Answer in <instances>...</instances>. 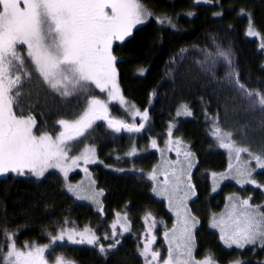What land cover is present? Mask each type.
<instances>
[{
	"label": "trees",
	"instance_id": "16d2710c",
	"mask_svg": "<svg viewBox=\"0 0 264 264\" xmlns=\"http://www.w3.org/2000/svg\"><path fill=\"white\" fill-rule=\"evenodd\" d=\"M139 2L152 15L145 16L144 23L112 47L117 86L127 108L108 102L94 85H88L87 92L70 87L73 94L62 96L34 71L25 76L22 70L16 86L21 91L18 102L25 115H32L42 132L58 134L62 126L57 122L77 118L93 96L108 104L109 119L136 127L144 124L140 132L129 133L115 132L107 121H97L82 137L69 142L68 150L74 153L80 146L91 147L108 167V171L93 169L103 191V211L68 194L56 172L40 178L3 173L0 245L13 240L18 248L49 246L51 237L66 228L88 227L99 238L109 231L110 212L128 208V219L135 223L131 233L120 237L115 245L101 238L90 247L53 243L45 255L51 259L50 264H54V257H63L71 264H143L138 257L143 246L138 219L144 210L153 211L151 183L145 176L158 163L150 143L169 132L187 143L196 158L192 176L196 191L191 203L199 223L194 237L195 257L210 255L219 264H264V247H252L236 255L235 249H224L218 234L209 229L210 217L224 208L225 200L219 195L220 206H214L218 197L210 192V179L199 175L201 171L220 172L230 164L229 151L215 139L216 128L228 141L227 134H231L230 142L237 147L264 155V105L259 102L264 95V51L260 47L264 43V0H209L204 5H192L190 0ZM249 25L257 33L252 38L247 35ZM24 48L20 46L22 55ZM221 52L227 55L221 56ZM15 74L13 70V78ZM237 81L244 85L245 92L237 87ZM145 110L147 121L136 115ZM254 176L259 185L253 191L256 203L264 210V171ZM163 214L168 217L165 210ZM100 245L106 249L104 254L98 251Z\"/></svg>",
	"mask_w": 264,
	"mask_h": 264
},
{
	"label": "snow or ice",
	"instance_id": "6c2138e0",
	"mask_svg": "<svg viewBox=\"0 0 264 264\" xmlns=\"http://www.w3.org/2000/svg\"><path fill=\"white\" fill-rule=\"evenodd\" d=\"M151 15L139 0H0V174H23L28 170L40 177L48 169L59 168L67 175L68 169L64 162L70 158L73 165L81 159L85 163L95 162L91 156L92 149H89L88 154L76 157H69L68 151L69 142L82 137L95 122L107 121L108 127L115 132L123 130L134 133L144 128L143 123L136 127L109 119L108 104L93 96L87 99L85 109L77 118L71 121L60 119L57 122L62 126L58 134L42 132L37 128L35 118L25 115L24 108L18 102L21 91L16 86L21 81L19 73L22 70L25 76H30L34 71L44 83L62 96L73 94L69 91L70 87L87 92L88 85H95L100 92H107L110 99L124 103V97L116 85L113 41L130 36L132 29L144 23L145 16ZM248 34H257L252 25H249ZM20 46H26L23 49L25 55L21 54ZM261 47L264 48V43ZM220 55L227 54L221 52ZM13 70L17 73L14 78ZM237 87L242 92L246 91L238 81ZM259 102L264 105V95H261ZM185 112L191 114L187 112L186 106ZM136 115L141 116L144 121L149 119L147 110L143 113L137 111ZM215 132L219 134L220 129L216 128ZM227 136L230 141L231 134ZM152 145L155 147L156 142L152 141ZM221 147L234 152L237 159L241 152H248L256 161V167L264 169V155L253 154L248 148L237 147L232 142H222ZM131 154L134 155L135 152ZM184 155L189 160L188 166L192 167V154L185 152ZM237 172L240 177L245 178L244 183L256 184L247 164ZM151 178L154 179L155 175ZM188 187L192 190L190 183ZM176 190L178 184L172 189L173 192ZM69 191L73 189L69 188ZM164 191L167 192L168 188ZM231 209L226 221L223 217L219 221L213 217L211 225L220 228V239L224 244L242 248L246 244L260 241L264 247V210H259V206L253 208L250 198L240 200L239 207L232 204ZM176 215L180 227L173 228L172 240L175 241L179 256L173 260L170 241L168 258L163 260V264H216L210 255L203 260L193 257L192 230L198 221L188 215L183 201L177 206ZM128 230V227L123 228L124 232ZM168 236L169 233L165 232V239ZM5 237L7 238L6 233ZM65 238L73 244L94 245L98 241L88 229L79 233L62 229L58 235L51 237L53 243L64 241ZM104 239L109 237L105 236ZM116 243L118 241H114L113 245ZM49 247L24 245L23 248H18L15 242L0 245V264H49L45 255ZM98 251L104 254L106 249L100 245ZM141 255L148 260L147 245ZM150 256L153 261L160 259L159 252H151ZM54 264H66V261L62 257H54ZM236 264L241 262L237 261Z\"/></svg>",
	"mask_w": 264,
	"mask_h": 264
},
{
	"label": "rangeland",
	"instance_id": "374dc122",
	"mask_svg": "<svg viewBox=\"0 0 264 264\" xmlns=\"http://www.w3.org/2000/svg\"><path fill=\"white\" fill-rule=\"evenodd\" d=\"M190 2L192 5H204L207 2H209V0H190ZM247 35L249 38L253 37L252 35L249 34ZM113 43L120 44L121 42L120 40H114ZM261 45L262 44L260 43V47ZM261 49L262 51H264V48L261 47ZM116 85H118L117 79H116ZM104 95L107 97L108 102H111L112 104L115 105H119L123 108H127V104L125 105V103H121L119 100L110 99L108 97L107 92H104ZM171 129H172V125H171ZM215 136H216L215 139L217 141V144L220 147L222 142L224 143L230 142L226 139V136L224 134H215ZM177 141H179L180 143H177ZM186 144L183 140L180 139V137H175L171 135L169 132L167 133V136H164L160 141L156 142L155 147H153L152 143H150V149L156 151L158 155V163L145 176L151 183L149 196L152 202L151 208H153V211L152 209L144 210L140 214V217L138 219V223H140V226H142L140 228V234H141L140 238L143 243V246H141L142 250L140 251V255H138V257L142 260L143 264H163V260L168 258L170 241H171L173 260L175 261L176 258L179 256V253L175 249V241L172 240V235H173L172 230L173 228L179 229L180 227L178 223L179 218L177 217L176 212H177V206L180 204L181 201H183L184 207L187 209L188 215L195 217L191 211V203H193L195 197V191H196L192 177L195 172L196 158L194 157L193 150H190V148H188ZM79 148H78L79 150L77 149L78 151L76 150L75 153L73 149H71L70 151L68 150L69 157H76V156H80L81 154H88L89 149H92L91 147H88L86 145H84L82 148L80 146ZM221 148L227 149L224 147ZM227 150L229 151L230 164L224 170L220 172L201 171L199 172V175L202 174V176H207L208 180L210 179V192L212 195L218 197L217 202L213 203L214 206L216 205L220 206L219 202L221 201V199L219 198V195L223 196V199L225 200L223 205L224 208L217 214H213L210 217L208 222L209 229L218 234V238L224 249L226 250L235 249L237 251L236 255H238L240 253H243L246 249H251L252 247L261 246V242L257 241L256 244H246L242 248H238L236 245H232L231 247H228L220 239L222 235L220 228L211 227L213 223V217H215L217 221H219L223 217L226 221L227 213L232 210L231 205L235 203L239 207L240 200L249 199V198L252 207L257 208V206H259V210H260V205L256 203L257 199L255 198L253 192L254 188L257 187V181H256L257 177H255L254 175L259 171H264V169H260L256 167V161L252 159V157L249 155L248 152H241L239 155V159H237L236 154L234 152L230 151L229 149ZM185 152H190L192 154L190 157V162L192 164V167L188 166L189 160L185 159V155H184ZM91 156L95 162L85 163L84 160L81 159L78 161L76 165H73L71 162V158L68 159L66 162H64L65 167H67L68 169L67 175H65V173L61 171V169L59 168L48 169L45 171V173H48L50 171L58 173L60 179L62 180L63 186H65L68 191V194L72 195L74 198L76 197L75 199H79L86 202L87 204L91 205L92 207L96 208L99 211H103L101 204L103 198V191L99 187L98 178L96 177L95 174H93V169L96 167H100L103 171H108L107 170L108 167L102 164L103 162L98 160L94 150L92 151ZM246 164L247 167L250 170H252L251 178L256 181V184L244 183L243 181L245 178L240 177L238 175L237 170L243 169ZM14 174H18V175L27 174L29 175L27 177L31 176L34 178L42 177V176L37 177L32 172L30 173V171L28 170H25L23 174H19V173H14ZM153 174L155 175L154 179L151 178ZM166 180L167 183H165ZM189 183L192 185V190H190L188 187ZM177 184H178V190L173 192L172 189L175 188ZM69 188H72L73 191H69ZM165 188H168L167 192L164 191ZM153 189H155L156 191H153ZM163 210L166 211L168 217H166L163 214ZM181 211L183 212L184 209H181ZM128 212H130L128 208L127 209L123 208L121 211L110 212L111 220L108 225L110 226L109 231L106 234L102 235V237H99L98 239L101 238V240L103 241L114 242L118 240L120 237L130 234L133 228L132 225L135 223V221L132 219L131 220L128 219V215H129ZM148 214H150V216ZM198 226L199 223H197L195 228H193L192 230L193 237H195V230L198 228ZM124 227H128L129 230L127 232H124L123 231ZM86 229L89 230L88 227H82L81 229L66 228L64 230H75L76 232L79 233V232H84ZM165 232L169 233L167 239H165L164 237ZM114 233L115 235H113ZM105 236H108L109 239H104ZM78 238L79 237H77V239ZM153 238H155L154 241ZM150 241L153 242L149 243ZM57 243L73 244L71 241H68L67 238H65L64 241L56 242V244ZM192 243H193V257L196 260L205 259L206 257H203L201 259L195 257L194 239ZM96 244L94 245L82 244V245H86L90 247V246H95ZM146 245L149 247V257L147 261L145 257L141 255V252L144 250ZM151 252H159L160 259L155 261L151 260V256H150ZM180 258L185 259L186 257H180ZM48 260L50 264L51 259ZM64 260L66 261V264H71V261L65 258ZM214 261L216 262V264H219V262H217L216 260ZM227 264H236V262L232 261V262H228Z\"/></svg>",
	"mask_w": 264,
	"mask_h": 264
},
{
	"label": "bare ground",
	"instance_id": "6f19581e",
	"mask_svg": "<svg viewBox=\"0 0 264 264\" xmlns=\"http://www.w3.org/2000/svg\"><path fill=\"white\" fill-rule=\"evenodd\" d=\"M176 134V133H175ZM74 144V143H73ZM77 144V143H76ZM31 173V172H30ZM25 175V174H24ZM27 175V174H26ZM27 176H29V175H27ZM14 178V177H13ZM24 179V178H23ZM29 179V178H28ZM46 180V179H45ZM8 181V180H7ZM38 182V181H37ZM61 186V185H60ZM59 187V186H58ZM62 189V188H61ZM62 192H64L63 190H62ZM61 192V193H62ZM4 209V208H3ZM114 209V208H113ZM112 211V210H111ZM107 214V213H106ZM13 226V225H12ZM2 227V226H1ZM12 228V227H11ZM2 229V228H1ZM6 229V228H5ZM13 229H14V227H13ZM12 230V229H11ZM15 230V229H14ZM19 230H20V228H19ZM26 230V229H25ZM7 233H9V232H7ZM2 234V233H1ZM5 234V233H4ZM12 234V233H11ZM5 236V235H4ZM12 236V235H11ZM2 237V236H1ZM18 239V238H17ZM6 241V240H5ZM12 241L13 240H11V243H12ZM14 242V241H13ZM21 243V242H20ZM28 243V242H27ZM26 244V243H25ZM2 245H3V243H2ZM132 247H134V246H132ZM135 249V248H134ZM118 250V249H117ZM109 252V251H108ZM113 252V251H112ZM136 254V253H135ZM110 255V254H109Z\"/></svg>",
	"mask_w": 264,
	"mask_h": 264
},
{
	"label": "flooded vegetation",
	"instance_id": "af4514ba",
	"mask_svg": "<svg viewBox=\"0 0 264 264\" xmlns=\"http://www.w3.org/2000/svg\"><path fill=\"white\" fill-rule=\"evenodd\" d=\"M10 244V243H9ZM46 246V245H45Z\"/></svg>",
	"mask_w": 264,
	"mask_h": 264
}]
</instances>
